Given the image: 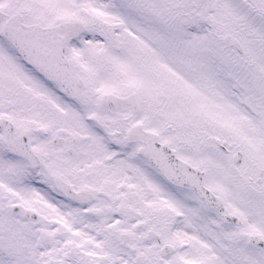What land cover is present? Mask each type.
I'll use <instances>...</instances> for the list:
<instances>
[{"label":"snow or ice","instance_id":"snow-or-ice-1","mask_svg":"<svg viewBox=\"0 0 264 264\" xmlns=\"http://www.w3.org/2000/svg\"><path fill=\"white\" fill-rule=\"evenodd\" d=\"M0 264H264V0H0Z\"/></svg>","mask_w":264,"mask_h":264}]
</instances>
